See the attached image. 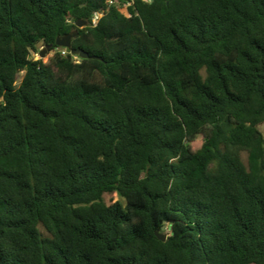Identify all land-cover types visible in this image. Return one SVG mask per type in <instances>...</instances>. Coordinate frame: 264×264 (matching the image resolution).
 <instances>
[{"label": "trees", "instance_id": "16d2710c", "mask_svg": "<svg viewBox=\"0 0 264 264\" xmlns=\"http://www.w3.org/2000/svg\"><path fill=\"white\" fill-rule=\"evenodd\" d=\"M261 125L264 0H0V264H264Z\"/></svg>", "mask_w": 264, "mask_h": 264}, {"label": "water", "instance_id": "95a60500", "mask_svg": "<svg viewBox=\"0 0 264 264\" xmlns=\"http://www.w3.org/2000/svg\"><path fill=\"white\" fill-rule=\"evenodd\" d=\"M87 22H79V23H76L75 26L77 27L78 30L84 28L85 26H87ZM79 33L77 30L71 32L70 34L64 36V37H61V38H58L57 39V47L58 48H63V49H67V50H70L71 51V54L76 56V57H79L80 59H88L89 58V55L87 53H85L84 51L80 50V49H73V39L78 37ZM52 46L53 45H49V46H46L44 50H41L40 54H39V59H44L47 52L50 51L52 49ZM165 229H163L164 231ZM157 237L159 238V240H161L162 242H165L166 239L168 238V236L166 234H163L162 232H157Z\"/></svg>", "mask_w": 264, "mask_h": 264}, {"label": "rangeland", "instance_id": "374dc122", "mask_svg": "<svg viewBox=\"0 0 264 264\" xmlns=\"http://www.w3.org/2000/svg\"><path fill=\"white\" fill-rule=\"evenodd\" d=\"M121 10L123 12H125V14L127 13V10L125 8H121ZM44 49H45L44 47L41 48V50H44ZM53 55H54V52L53 51H48L47 54H46V56H45V58L43 60L45 62H48L49 59L51 57H53ZM33 58L35 60H38L39 59V55H33ZM259 129H260L261 133L264 135V125L259 126ZM197 146H199V145H197ZM104 201H105L106 204L110 205V204H112L115 201H121V199L119 197H117V195H115V194H109V195H105L104 196Z\"/></svg>", "mask_w": 264, "mask_h": 264}, {"label": "built area", "instance_id": "2783aa9c", "mask_svg": "<svg viewBox=\"0 0 264 264\" xmlns=\"http://www.w3.org/2000/svg\"><path fill=\"white\" fill-rule=\"evenodd\" d=\"M132 1H135V0H132ZM146 1H147V0H146ZM100 16H101V15H97V16L95 17V19H94V22H97L98 19L100 18Z\"/></svg>", "mask_w": 264, "mask_h": 264}]
</instances>
